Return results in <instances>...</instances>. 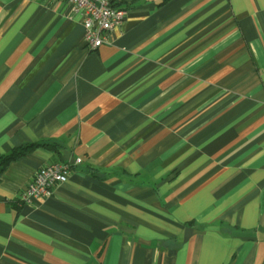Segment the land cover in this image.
Masks as SVG:
<instances>
[{"label": "crops", "instance_id": "crops-1", "mask_svg": "<svg viewBox=\"0 0 264 264\" xmlns=\"http://www.w3.org/2000/svg\"><path fill=\"white\" fill-rule=\"evenodd\" d=\"M111 4L89 51L67 3L0 0V264H264V0Z\"/></svg>", "mask_w": 264, "mask_h": 264}, {"label": "built area", "instance_id": "built-area-1", "mask_svg": "<svg viewBox=\"0 0 264 264\" xmlns=\"http://www.w3.org/2000/svg\"><path fill=\"white\" fill-rule=\"evenodd\" d=\"M46 1L67 3L73 13L80 16L84 44L89 51L105 45L108 42L109 33L119 27L127 15L125 10L113 7L111 0ZM80 163V159H75L73 163H53L39 168L19 194L20 203L30 205L37 200L51 197L54 189L67 181L71 167Z\"/></svg>", "mask_w": 264, "mask_h": 264}, {"label": "trees", "instance_id": "trees-1", "mask_svg": "<svg viewBox=\"0 0 264 264\" xmlns=\"http://www.w3.org/2000/svg\"><path fill=\"white\" fill-rule=\"evenodd\" d=\"M46 148V149H50V150H54L57 151V147L58 145L55 143H37V144H29V145H24L23 147H21L18 151H16L15 153H17V155L22 156L25 153L31 151L32 149H36V148Z\"/></svg>", "mask_w": 264, "mask_h": 264}]
</instances>
